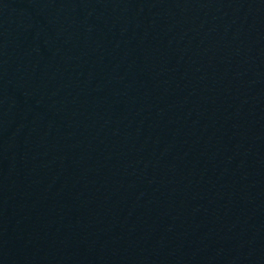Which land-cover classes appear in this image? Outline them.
<instances>
[{"label":"water","instance_id":"95a60500","mask_svg":"<svg viewBox=\"0 0 264 264\" xmlns=\"http://www.w3.org/2000/svg\"><path fill=\"white\" fill-rule=\"evenodd\" d=\"M0 264H264V0H0Z\"/></svg>","mask_w":264,"mask_h":264}]
</instances>
